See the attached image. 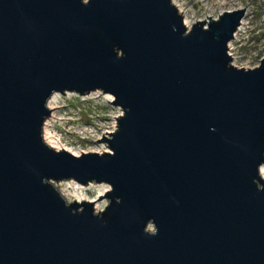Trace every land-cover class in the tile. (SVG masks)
I'll return each instance as SVG.
<instances>
[{
    "label": "water",
    "instance_id": "obj_1",
    "mask_svg": "<svg viewBox=\"0 0 264 264\" xmlns=\"http://www.w3.org/2000/svg\"><path fill=\"white\" fill-rule=\"evenodd\" d=\"M245 14L188 27L173 0H0V264H264V56L229 51ZM96 90L123 109L97 139L111 150L47 143L51 95Z\"/></svg>",
    "mask_w": 264,
    "mask_h": 264
},
{
    "label": "rangeland",
    "instance_id": "obj_2",
    "mask_svg": "<svg viewBox=\"0 0 264 264\" xmlns=\"http://www.w3.org/2000/svg\"><path fill=\"white\" fill-rule=\"evenodd\" d=\"M180 2L189 20H206L209 16L217 17L219 13L228 9H235L239 7H246V14L242 18V22L235 33V37L230 41V53L232 54V62L239 66L252 67L260 63L261 58L264 56V0H176ZM209 15V16H207ZM185 18V16H184ZM68 93L58 92V101L62 103L64 101L76 102L75 105L68 107L73 113L69 114V110L59 111L58 120H61L63 125H69V128L75 133L90 134L94 137L101 138L104 135V130L112 128L116 125L117 120L113 117L120 111L117 107L111 112L99 114L100 111H92L88 104H81V97L77 94H72L71 98L68 97ZM72 99V100H71ZM113 115V116H112ZM264 170V163L262 164L261 171ZM68 180L56 181L55 184L60 188L68 199H73L71 192L74 188L76 192L84 199H100L102 208L104 209L109 199L106 197L105 192L110 186L106 183H89L83 184L82 188H77V185L73 184L72 189L68 188L66 184ZM106 189V190H105ZM100 195H104L100 197ZM100 197V198H99ZM96 205V202L94 206ZM149 227H153L152 223H149Z\"/></svg>",
    "mask_w": 264,
    "mask_h": 264
},
{
    "label": "built area",
    "instance_id": "obj_3",
    "mask_svg": "<svg viewBox=\"0 0 264 264\" xmlns=\"http://www.w3.org/2000/svg\"><path fill=\"white\" fill-rule=\"evenodd\" d=\"M176 5L178 6L180 12L183 13L184 16H188L186 14V11L184 10L183 5L173 0ZM196 21V20H195ZM193 23V21H192ZM191 23V24H192ZM57 93L56 98H54L55 94ZM51 95L49 98L47 104L49 108L51 109L50 114L45 118L42 128V134L44 140L52 144L56 149H67L71 151L72 153H76V155H80L84 152L89 151H97V152H104V151H110V147L107 141H100L98 142V137H94L90 134H82L78 132H74L69 128V125H63L61 123V120H58L59 111L64 110L67 112L69 110V114H72L73 112L68 108L72 105H75L76 102L74 100H66L62 103H59L58 101V92H56ZM68 97L71 98L72 94H77L81 97L80 103L86 104L89 103L88 106L92 111L98 110L100 111L99 114H104L106 112H112L116 107L120 109L118 113H116L113 117L117 118V115L123 114V109L119 105H114L111 101H113L114 96L110 93H104L101 90L92 91L87 94H79L74 91H68ZM110 100V101H109ZM118 122V120H117ZM116 130V125L112 128H107L104 131V134L106 136H110L111 134L109 132ZM107 131V132H106ZM102 138V137H101ZM77 185H79L77 188H82L83 184H80L76 182L75 180H70Z\"/></svg>",
    "mask_w": 264,
    "mask_h": 264
},
{
    "label": "bare ground",
    "instance_id": "obj_4",
    "mask_svg": "<svg viewBox=\"0 0 264 264\" xmlns=\"http://www.w3.org/2000/svg\"><path fill=\"white\" fill-rule=\"evenodd\" d=\"M193 21V20H192ZM192 21L191 20H189L188 19V17L187 16H185V22H186V25L188 26V27H190L192 24ZM244 22V21H243ZM242 22V23H243ZM240 28H241V26H240ZM56 96H57V93L55 94V96H54V98H56ZM52 145V144H51ZM53 146V145H52ZM54 147V146H53ZM74 154H76V153H74ZM261 174H262V176H263V178H264V170L262 169V171H261ZM66 184L68 185V188H70V189H72L73 187H74V185L73 184H75V185H77L76 183H74V182H72V181H70V180H68V181H66ZM79 185H77V187H78ZM106 190V189H105ZM64 193H66V192H64ZM71 196L73 197V199H71V200H83L85 197L84 196H82V195H80V194H78L77 192H76V190H75V188H74V190H73V192H71ZM96 205H95V207L97 208V209H99V208H102L103 206H102V204H101V201H100V199H96Z\"/></svg>",
    "mask_w": 264,
    "mask_h": 264
}]
</instances>
